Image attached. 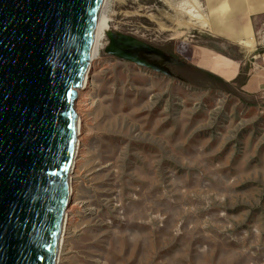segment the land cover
Masks as SVG:
<instances>
[{"label": "rangeland", "instance_id": "obj_1", "mask_svg": "<svg viewBox=\"0 0 264 264\" xmlns=\"http://www.w3.org/2000/svg\"><path fill=\"white\" fill-rule=\"evenodd\" d=\"M218 1L109 0L111 32L186 67H140L104 41L78 189L90 212L61 264H264V87L243 89L249 62L233 81L194 67L196 47L261 53L212 33Z\"/></svg>", "mask_w": 264, "mask_h": 264}, {"label": "water", "instance_id": "obj_2", "mask_svg": "<svg viewBox=\"0 0 264 264\" xmlns=\"http://www.w3.org/2000/svg\"><path fill=\"white\" fill-rule=\"evenodd\" d=\"M103 0H0V264H55L68 199L77 91ZM105 53L169 75L173 60L111 31Z\"/></svg>", "mask_w": 264, "mask_h": 264}, {"label": "crops", "instance_id": "obj_3", "mask_svg": "<svg viewBox=\"0 0 264 264\" xmlns=\"http://www.w3.org/2000/svg\"><path fill=\"white\" fill-rule=\"evenodd\" d=\"M217 4L218 12L207 16L209 20L219 25L233 39L240 36L251 40L253 47L248 49L260 50L261 53L251 56L245 54L244 59L237 62L223 58L211 50L196 47L194 67L226 81H233L241 73L242 64L249 62L251 68L243 89L260 90L264 87V0H221ZM199 51L207 54L199 56ZM224 61L227 63L223 64Z\"/></svg>", "mask_w": 264, "mask_h": 264}, {"label": "bare ground", "instance_id": "obj_4", "mask_svg": "<svg viewBox=\"0 0 264 264\" xmlns=\"http://www.w3.org/2000/svg\"><path fill=\"white\" fill-rule=\"evenodd\" d=\"M193 7H195V5ZM195 8L197 9L198 7ZM109 11H110L109 0H103L99 19H98L89 67L85 76V80L81 88L78 89L77 98L74 101L73 108L78 119L77 137H76L73 163L70 171L68 172V199L63 211V222H62V227H61V232L57 247V258L55 264H61L64 258L69 254L70 242L72 238L75 236L74 227L78 223L81 214L85 212H90V210L87 208V204L83 201H79L78 189H79L80 181H82V179L84 178L83 167L87 157V133L84 129L90 122L88 116L92 112L94 107V102L92 101L91 98V92H92L91 76L95 71V62L100 57L101 50L104 47L103 44L107 38V33L110 31L109 30L110 28H108ZM197 15H199V13ZM211 26H213V24ZM206 28H208V23ZM211 31L212 33L219 36L223 34L226 35L225 31L220 26H213L211 28ZM236 39L241 44L246 46V48L253 47V42L251 40H248L247 38L237 36Z\"/></svg>", "mask_w": 264, "mask_h": 264}, {"label": "flooded vegetation", "instance_id": "obj_5", "mask_svg": "<svg viewBox=\"0 0 264 264\" xmlns=\"http://www.w3.org/2000/svg\"><path fill=\"white\" fill-rule=\"evenodd\" d=\"M167 57H171V56H169V55H166ZM168 67H170V68H176V69H180V70H185V68L184 67H182L181 65H179V64H168Z\"/></svg>", "mask_w": 264, "mask_h": 264}, {"label": "trees", "instance_id": "obj_6", "mask_svg": "<svg viewBox=\"0 0 264 264\" xmlns=\"http://www.w3.org/2000/svg\"><path fill=\"white\" fill-rule=\"evenodd\" d=\"M168 58L172 59L173 62H174V64H179V65H181L182 67H186V65H185L183 62L177 60L176 58H174V57H168ZM172 65H173V64H172Z\"/></svg>", "mask_w": 264, "mask_h": 264}]
</instances>
